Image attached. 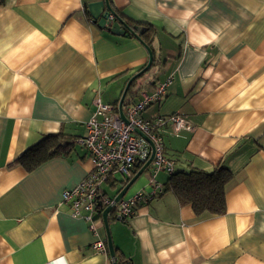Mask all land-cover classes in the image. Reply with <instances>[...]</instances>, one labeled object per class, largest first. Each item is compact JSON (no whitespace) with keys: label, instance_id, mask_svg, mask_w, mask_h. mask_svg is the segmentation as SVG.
<instances>
[{"label":"crops","instance_id":"obj_1","mask_svg":"<svg viewBox=\"0 0 264 264\" xmlns=\"http://www.w3.org/2000/svg\"><path fill=\"white\" fill-rule=\"evenodd\" d=\"M98 1L0 0V264H117L120 256L128 264H264V0H108L140 41L122 26L114 35L93 22L87 6ZM149 29L145 45L140 35ZM147 49L151 65L131 82L121 110L172 78L140 117L186 122L178 133L169 123L159 128L174 172L220 166L233 177L221 215H196L171 192L125 223L112 210L111 258L90 249L96 239L106 243L101 220L93 233L61 203L93 168L69 141L86 135L96 100L118 108ZM56 134L71 144L65 155L31 171L15 164ZM150 173L121 199L147 191ZM168 177L159 171L155 181L163 188ZM129 181L101 190L116 197Z\"/></svg>","mask_w":264,"mask_h":264},{"label":"built area","instance_id":"obj_2","mask_svg":"<svg viewBox=\"0 0 264 264\" xmlns=\"http://www.w3.org/2000/svg\"><path fill=\"white\" fill-rule=\"evenodd\" d=\"M112 21L113 16L109 15L103 28L108 29ZM172 80L167 78L155 88L151 96H145L137 103L122 108L125 120L120 118L117 106L103 105L96 100L95 111L85 123L86 135L73 140L72 144L86 152L93 168L84 180L63 191L61 203L68 208L72 218H81L87 222L89 231L95 233V224L101 220L105 208L114 210V220L125 223L139 206L149 204L162 194V186L155 181V176L159 171L170 176L173 173V162L164 155L159 128L169 123L173 131L178 133L188 129V126L178 115L143 120L140 114L148 105L160 101ZM137 131L148 139L152 147ZM151 153L153 158L148 167L151 173L147 191L140 190L130 198L118 201L102 192L101 186L115 183L118 178L129 181L133 177L134 166H143ZM90 249L94 253L107 252L105 241L100 239H96Z\"/></svg>","mask_w":264,"mask_h":264},{"label":"trees","instance_id":"obj_3","mask_svg":"<svg viewBox=\"0 0 264 264\" xmlns=\"http://www.w3.org/2000/svg\"><path fill=\"white\" fill-rule=\"evenodd\" d=\"M109 6L116 17L122 20L126 26L131 27L130 23L121 18L122 15L111 2H109ZM148 31L140 35L145 41V45H148L152 38L150 29ZM126 32L130 33L127 30ZM61 139L63 138L58 134L46 136L18 158L15 164H20L27 171H31L54 156L65 155L70 150L73 140L69 141L71 144L65 145V141L63 143ZM232 177L233 175L228 169L220 166L210 173L197 169L174 172L173 168V173L168 177L162 188V193L171 192L180 204L191 206L196 215L203 213L221 215L225 212V187ZM121 257L117 264H128Z\"/></svg>","mask_w":264,"mask_h":264},{"label":"water","instance_id":"obj_4","mask_svg":"<svg viewBox=\"0 0 264 264\" xmlns=\"http://www.w3.org/2000/svg\"><path fill=\"white\" fill-rule=\"evenodd\" d=\"M87 12L89 14V17L93 20V22L97 23V25L101 28H103L104 23L107 21L108 16L112 15L113 16V20L109 26V32L111 34L114 35H122L124 32L120 31V26H122L125 30H127L128 32H130L133 36H135L139 41V37H138V33L135 32V28H131L126 26L122 20H120L118 17H116L114 15V13L112 12L110 6H109V1L108 0H101L98 2H94L91 4H88L87 6ZM137 31V30H136ZM138 32V31H137ZM148 54H149V60L148 63L146 64V66L136 75H134L132 78H130V80L128 81V83L126 84V87L124 89V92L119 100V104H118V111L120 113V118L122 120H125V118L123 117L122 113H121V105H122V101L124 99L125 93L129 87V85L131 84V82L138 78L140 75H142L143 73H145L148 68L151 65L152 62V53L150 50H148ZM138 135L141 136L143 139H145L149 144L150 142L148 141V139L141 134L140 132H138ZM151 146V144H150ZM152 147V146H151ZM153 158V154L151 153V156L149 157V159L147 160V162L138 170V172L134 175V177H132V179L124 186V188L116 195L115 197V201H118L119 199H121L125 192L127 191V189L129 188V186L135 181V179L137 177H139L142 173L145 172L146 169H148L149 164L151 162ZM97 206H100V204H97ZM112 211L111 208L107 207L103 210L102 215H101V222L104 225L105 231H106V247H107V251L110 255L111 258H114L115 252H114V248L111 242V238L109 235V231H108V222H107V216L108 214ZM116 264V263H113Z\"/></svg>","mask_w":264,"mask_h":264}]
</instances>
